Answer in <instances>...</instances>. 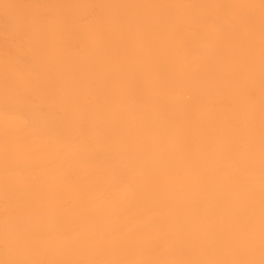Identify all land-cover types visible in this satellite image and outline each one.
Returning <instances> with one entry per match:
<instances>
[{
    "label": "snow or ice",
    "instance_id": "6c2138e0",
    "mask_svg": "<svg viewBox=\"0 0 264 264\" xmlns=\"http://www.w3.org/2000/svg\"><path fill=\"white\" fill-rule=\"evenodd\" d=\"M0 264H264V0H0Z\"/></svg>",
    "mask_w": 264,
    "mask_h": 264
},
{
    "label": "bare ground",
    "instance_id": "6f19581e",
    "mask_svg": "<svg viewBox=\"0 0 264 264\" xmlns=\"http://www.w3.org/2000/svg\"><path fill=\"white\" fill-rule=\"evenodd\" d=\"M70 2H72V0H70Z\"/></svg>",
    "mask_w": 264,
    "mask_h": 264
}]
</instances>
